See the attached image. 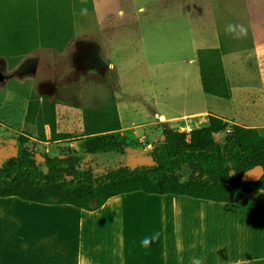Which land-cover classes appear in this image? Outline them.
<instances>
[{"label":"rangeland","instance_id":"obj_1","mask_svg":"<svg viewBox=\"0 0 264 264\" xmlns=\"http://www.w3.org/2000/svg\"><path fill=\"white\" fill-rule=\"evenodd\" d=\"M35 1L39 4L44 3L43 5L50 9L52 16L49 17L48 23L52 24L55 21V14L62 17V24L65 23L63 33H67L68 38L67 40L51 39L50 30L43 29L41 21H37L34 44L29 53L11 59L0 55V165L15 154V143L19 136L28 138L26 146L29 150L50 157L82 154L85 150L82 136V109L84 107L98 109L110 96H113L121 121L120 135L126 148L119 154L88 155L84 158L83 167L101 171L118 165L149 166L152 143L159 138L165 127H169L154 117L152 111L158 116L164 115L165 118H170L190 114L202 108V90L198 88L196 92V82L193 79L186 81L184 76L186 71L194 75L197 73L196 65L191 66L184 62L185 59L193 56L196 37L188 33L185 24L183 31L181 29L177 31L171 21L167 26L165 22L156 23V33L159 36L165 35V31H168L169 51L165 55L159 52L158 48L156 50L150 48L151 44L146 38L151 30L143 27L145 42L140 44L136 53L125 51L121 56L126 70L120 81L108 67L109 61L103 51L105 46L101 43L102 35L99 30L101 22L107 18V15L102 16V13L117 7L124 0H69L72 4L67 7L66 0H0V16L7 20L17 8L31 12V6ZM47 2H50L49 5L46 4ZM206 2L212 4L220 45L221 43L224 45L221 62L225 78L227 80L226 71L233 66L234 69H245L243 76L234 77L237 79L236 85H244L251 90V99L246 103V109L262 121L264 0H207ZM148 3L149 0H125L124 5L135 4L146 9ZM56 6L62 8H58V13ZM191 6L193 5L185 0V11L189 12ZM142 16H146V13ZM177 40L181 43L176 44ZM227 82L229 84L228 80ZM239 98L238 93V103ZM46 104L61 105L57 107L58 114L55 112L57 133L68 134L69 138L54 137L48 127L44 130L40 129L42 111L51 110L46 109ZM240 112L243 111L237 112L236 116L246 115ZM227 124L232 126L230 123ZM207 125L198 126L190 120L182 119L176 121L173 128L187 133ZM237 125L245 126L242 123ZM263 126L264 123L261 124V127ZM257 130L264 136V127ZM224 136L225 133L220 134L216 139L221 140ZM138 195L143 199L135 200ZM148 197L152 196L143 193H138L136 196L121 195L115 198L118 200H112L111 203H128L123 206L119 204L116 210L110 211L120 214L122 222L128 221L132 226L144 228V234L151 230L156 232L165 229L169 223L171 229H184L181 222H171L177 219L181 211L171 206H164L158 201L144 200ZM42 209L55 212H80L69 206L61 208L45 206ZM22 214L31 215L23 208L0 206V247L17 246L14 237L7 235L8 224L14 223V217H20ZM10 215L13 219L9 218ZM29 220V217H25L23 221ZM68 221L69 232L61 230L59 236L49 241L50 245L59 247L65 243L70 247L81 245L97 247L103 244L96 235L91 244L82 242L77 221L71 219ZM31 226H24L19 239L23 240L28 235L32 230ZM37 226L39 232H45L44 227ZM139 232L138 230L137 234ZM22 244L23 247H32L35 243L32 239H27Z\"/></svg>","mask_w":264,"mask_h":264},{"label":"crops","instance_id":"obj_2","mask_svg":"<svg viewBox=\"0 0 264 264\" xmlns=\"http://www.w3.org/2000/svg\"><path fill=\"white\" fill-rule=\"evenodd\" d=\"M206 1L188 0L193 5L188 12L184 9L185 0H149L146 9L135 4L124 5V0L117 7L102 13V16L107 15V18L101 22L99 33L102 35L101 43L105 46L103 51L109 61L111 73L122 81L121 77L126 69L121 56L125 51L136 53L140 44L145 42L143 27L151 30L150 37L146 38L151 44L150 48L152 50L158 48L159 52L166 55L169 51L168 31H165V35L159 36L156 33V23L165 22L167 26L171 21L177 31L179 29L183 31L185 24L188 33L196 37L193 56L184 62L191 66L196 65L197 73L194 75L186 71L184 76L186 81L193 79L196 82V92L198 88L202 90L198 51L218 49L220 45L213 7ZM144 13L146 16L141 17ZM175 43L181 42L177 40ZM156 45L158 47H155ZM243 72L245 69H234V66L226 71L231 92L229 99L209 96L202 90L201 109L170 118L158 116L152 111L153 116L171 129H174L176 121L182 119L190 120L198 126L208 124V116H215L232 125L242 123L245 124L243 126L245 128L261 129L264 127H261L264 123V114L261 121L258 116L246 109V103L251 99V90L247 86L236 85L237 79L234 77L243 76ZM60 106L46 104L45 107L55 110L58 114L57 107ZM239 111L246 115L236 116ZM138 193L141 192L131 193V196ZM148 196L152 197L144 200L158 201L164 206L181 211L177 219L171 222H181L184 229H171L169 223L165 229L156 232L151 230L144 234V228L132 226L128 221L122 222L120 214L110 211L116 210L119 204L123 206L128 203L112 204V200H118L115 198L119 196L109 199L102 208L94 212L75 208L80 210L78 213L47 211L42 209L47 205L25 203L17 198H0V206L23 208L31 214L16 216L14 223L8 224L7 235L14 237L17 246L0 247V264H192L193 258L200 259L202 264H264V192L254 191L234 204L215 203L186 196ZM137 198L143 199L139 195L135 200ZM25 217H29L30 220L23 221ZM69 219L77 221L82 242L91 244L96 235L103 244L97 247L93 245L70 247L65 243L59 247L50 245L49 241L59 236L61 230L69 232ZM25 225H32L30 228L32 230L22 240L19 237ZM37 225L44 227L45 232H39ZM138 230L140 232L137 234ZM153 237L155 238L147 248L141 247L144 238ZM27 239H32L35 244L32 247H23L22 243Z\"/></svg>","mask_w":264,"mask_h":264},{"label":"trees","instance_id":"obj_3","mask_svg":"<svg viewBox=\"0 0 264 264\" xmlns=\"http://www.w3.org/2000/svg\"><path fill=\"white\" fill-rule=\"evenodd\" d=\"M43 4L35 1L31 12L17 8L7 20L0 16V55L11 59L29 53L37 21H41L43 29L50 30L51 39L67 40L62 17L55 14V21L48 23L52 14ZM71 4L72 1H65L66 7ZM58 8L55 7L56 13ZM223 48L221 43L218 49L199 50L198 65L203 92L229 99L230 87L221 62ZM82 123V154L50 157L29 150L28 138L19 136L15 154L0 165V198L94 212L109 199L134 192L228 204L237 203L254 191L264 192V175L257 182H241L245 171L256 166L264 170V136L257 129L229 126L215 116H208L207 126L187 133L165 127L151 145L149 166L118 165L95 171L83 167L86 156L119 154L126 148L114 97L110 96L98 109L84 107ZM45 127L56 138H69L68 134L57 133L54 110L42 111L40 129ZM223 133L225 136L217 140Z\"/></svg>","mask_w":264,"mask_h":264},{"label":"water","instance_id":"obj_4","mask_svg":"<svg viewBox=\"0 0 264 264\" xmlns=\"http://www.w3.org/2000/svg\"><path fill=\"white\" fill-rule=\"evenodd\" d=\"M264 175V170L261 166H256L250 170H247L243 173L241 177L242 183L247 182H257Z\"/></svg>","mask_w":264,"mask_h":264},{"label":"clouds","instance_id":"obj_5","mask_svg":"<svg viewBox=\"0 0 264 264\" xmlns=\"http://www.w3.org/2000/svg\"><path fill=\"white\" fill-rule=\"evenodd\" d=\"M155 237L153 238H144L142 241H141V247L142 248H147L151 242H152V239H154ZM192 264H202L201 260L198 259V258H193V261H192Z\"/></svg>","mask_w":264,"mask_h":264}]
</instances>
